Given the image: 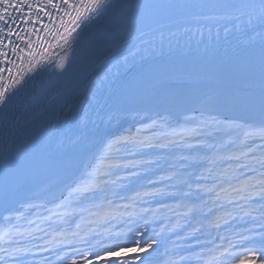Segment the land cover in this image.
<instances>
[{
  "label": "snow or ice",
  "instance_id": "obj_1",
  "mask_svg": "<svg viewBox=\"0 0 264 264\" xmlns=\"http://www.w3.org/2000/svg\"><path fill=\"white\" fill-rule=\"evenodd\" d=\"M0 264H264V0H0Z\"/></svg>",
  "mask_w": 264,
  "mask_h": 264
}]
</instances>
